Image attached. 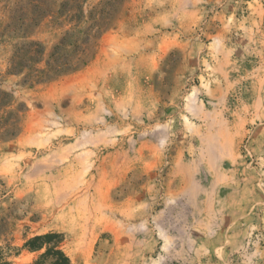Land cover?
<instances>
[{"label": "rangeland", "instance_id": "374dc122", "mask_svg": "<svg viewBox=\"0 0 264 264\" xmlns=\"http://www.w3.org/2000/svg\"><path fill=\"white\" fill-rule=\"evenodd\" d=\"M60 252L264 264V0H0V264Z\"/></svg>", "mask_w": 264, "mask_h": 264}, {"label": "trees", "instance_id": "16d2710c", "mask_svg": "<svg viewBox=\"0 0 264 264\" xmlns=\"http://www.w3.org/2000/svg\"><path fill=\"white\" fill-rule=\"evenodd\" d=\"M95 26H96V29L94 26H90V29H89L90 32L86 33V36L84 37L82 41V45L79 46L81 49L82 55L78 57L75 63L68 65V67H66L67 70H74L77 67H79L81 63L85 62L86 60L85 56H87V51L89 50V48H91V45H92L91 44L92 38L98 37L102 33V30H103V26L99 24ZM93 29H95V31H92ZM60 70H64V69H60ZM40 239H41L40 236H37L34 239H31L30 241H28L27 246H31L32 248L33 247L35 248V246L36 247L39 246V245H35V243L39 241ZM60 254L62 255V258L60 259L59 257V259L54 261L53 264H69V259L63 253L60 252Z\"/></svg>", "mask_w": 264, "mask_h": 264}]
</instances>
